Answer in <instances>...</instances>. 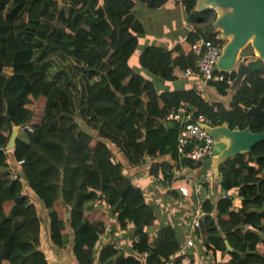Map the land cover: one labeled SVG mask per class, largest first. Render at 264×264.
<instances>
[{
  "label": "trees",
  "instance_id": "16d2710c",
  "mask_svg": "<svg viewBox=\"0 0 264 264\" xmlns=\"http://www.w3.org/2000/svg\"><path fill=\"white\" fill-rule=\"evenodd\" d=\"M136 2L157 8L166 0H0V264H45L38 249L41 220L24 184L45 210L50 243L62 249L71 240L77 264H169L179 250L174 231L165 227L161 241L147 250L142 228L152 222L153 212L123 174L110 144L129 166L156 161L155 174L170 182L172 169L197 170L202 163L177 154L178 127L165 120L169 112L202 115L211 127L264 131V118L245 114L260 98L264 110V68L242 79L228 107L194 89L158 93L132 69L129 62L144 31L132 13ZM195 2L183 0L194 27L186 41L223 45L215 33H202L212 19L195 12ZM50 58L56 62L48 69ZM194 62L195 56L178 45H151L137 57L140 69L166 82L175 72L193 69ZM221 74L223 81L207 86L225 96L235 74ZM13 127L19 132L5 154ZM164 156L171 163L157 167ZM9 157L21 162L14 180L6 176ZM218 172L219 187L229 194L201 203L200 233L221 253L228 241L233 262L218 264H264V237L256 245L244 240L250 231L264 229V143L228 160ZM234 188L241 196L238 210L231 204ZM104 206L120 230L133 227L137 256L112 243L98 248L102 232L92 222L105 221Z\"/></svg>",
  "mask_w": 264,
  "mask_h": 264
},
{
  "label": "crops",
  "instance_id": "0c3cea01",
  "mask_svg": "<svg viewBox=\"0 0 264 264\" xmlns=\"http://www.w3.org/2000/svg\"><path fill=\"white\" fill-rule=\"evenodd\" d=\"M154 10L158 12L155 15H153ZM132 13L143 25L144 29L143 33L138 37L137 53L136 55L134 54L135 56H133L129 62L133 70L140 72L146 79L150 80L158 93L194 89L198 92H203L206 99L219 102L225 107L229 106L232 95L244 78V75L239 73L241 72L239 71V66H241V64L243 66L245 62L254 60L251 56L245 58L249 53L244 52L240 56L238 64L234 69L236 72L235 78L229 85L225 96H219L214 88L203 85L198 78H185L182 73L180 74L179 72H175V79L173 81H162L147 72L145 73V70L140 69L137 63V57L145 47L151 45L164 47L166 49H173L178 45L184 54L189 53V44L186 39L189 32H194V27L186 23L184 19L185 12L183 0H166L164 4L157 8H149L145 3L136 2L132 9ZM182 22H184V28ZM183 30L185 34H183ZM176 56L177 53L174 52L172 57ZM9 73L10 70L6 68L4 74L8 76ZM238 73L240 75H237ZM81 125L86 127L84 124ZM110 145L115 160L119 161L122 165L123 174L135 187L141 190L138 185H144V180L141 178L144 176L143 172L145 171L149 175L147 178L153 180V182L161 188V192H158L159 196L150 199L149 202L145 199V203L151 208L154 215L152 222L142 228L147 235L148 251L154 249L161 241L162 230L165 227H170L174 231L179 250L170 258L169 264H218L222 262H233V255L231 253L232 248L229 246L226 239H224L225 252L221 253L215 250L213 246L206 243L204 237L200 233V228H193L195 217L199 218L200 227L199 209L204 200L208 199L214 203L218 198L228 197L229 193L222 191L219 187V172L213 174L210 169L200 172V168L197 170H185L184 172H181L179 169H172L171 181L167 182L161 178L160 174H155L153 168L156 161L147 159L146 162L140 166H129L125 163L120 152L118 153L117 150L114 152L115 148L112 144ZM9 159L10 161L12 160L11 157H9ZM157 162L158 167L162 162L171 163V160L169 156H164ZM157 170L159 171V168H157ZM179 187H185L186 193H179ZM23 191L35 205L41 220L38 249L44 256L45 264H77L73 256L71 240L68 242V245L62 249L50 243L44 208L30 193L25 184L23 185ZM141 192L143 193L142 190ZM230 195L232 207L236 210L240 209L241 196L238 188L232 189ZM150 202L155 203L156 207L151 206V204H149ZM101 209H103V212L106 214L105 221L96 219L92 222L97 225L102 232L98 248L103 244L112 243L118 249L125 251L128 255L137 256L132 248L133 243L137 241L134 236L133 227L128 226L125 230H120L115 216L111 215L105 206ZM18 224L19 220H16L14 222V227H17ZM108 224L112 225L109 226ZM262 236L264 237V229L258 231L252 230L245 235L244 240L249 245H256ZM188 242H190V245L187 244ZM225 242H227L229 249L226 248Z\"/></svg>",
  "mask_w": 264,
  "mask_h": 264
},
{
  "label": "water",
  "instance_id": "95a60500",
  "mask_svg": "<svg viewBox=\"0 0 264 264\" xmlns=\"http://www.w3.org/2000/svg\"><path fill=\"white\" fill-rule=\"evenodd\" d=\"M194 11L203 13L211 11L213 20L202 33H215L224 43L221 53L214 66V72H232L238 64L242 53H249L254 60L239 66L244 77L264 68V0H196ZM237 75H240V74ZM262 98L251 105L245 114L251 119L264 118ZM213 141V155L202 162L200 172L211 170L217 174L219 167L228 160L249 152L255 145L264 143V131L252 132L248 127L243 130H230L226 125L211 127L201 126ZM18 127H13L6 148L13 149L18 135ZM70 218V212L65 210V219ZM226 248L229 249L227 242Z\"/></svg>",
  "mask_w": 264,
  "mask_h": 264
},
{
  "label": "built area",
  "instance_id": "2783aa9c",
  "mask_svg": "<svg viewBox=\"0 0 264 264\" xmlns=\"http://www.w3.org/2000/svg\"><path fill=\"white\" fill-rule=\"evenodd\" d=\"M222 45L213 44L210 41L198 38L189 44V52L195 56L193 69H186L183 76L185 78L196 77L203 85L210 82H221L224 75L214 72V66L221 53ZM166 121L176 123L178 127L177 136V154L180 158H186L193 163H202L213 155V141L206 131L201 127L205 124L204 117L198 115L192 118L188 114L169 112L165 117ZM206 125V124H205ZM8 148H4L3 152L9 154ZM6 176L14 180L17 177V167L21 162L7 158ZM181 172L187 170L184 167L179 168ZM179 193L185 194V187L178 188ZM225 198V197H224ZM193 228H199V218L194 219ZM190 245V242L187 243Z\"/></svg>",
  "mask_w": 264,
  "mask_h": 264
},
{
  "label": "rangeland",
  "instance_id": "374dc122",
  "mask_svg": "<svg viewBox=\"0 0 264 264\" xmlns=\"http://www.w3.org/2000/svg\"><path fill=\"white\" fill-rule=\"evenodd\" d=\"M158 12L157 11H155L154 10V12H153V15H155V14H157ZM184 19L186 20V23H188L187 22V15L185 14L184 15ZM184 20V21H185ZM54 24V27H56V28H58V29H60V28H63V24L61 23V22H52V25ZM182 26H183V28H184V22H182ZM185 30V29H184ZM184 30H183V34H185V32H184ZM178 33V32H177ZM179 34V33H178ZM141 46V45H140ZM136 53H137V49H136V52H135V55H136ZM134 55V56H135ZM133 58V57H132ZM131 58V59H132ZM130 59V60H131ZM254 59V58H253ZM55 60H54V58H50L49 60H48V63H49V67H48V69H50L51 68V65H53V64H55ZM133 69V68H132ZM143 70V69H142ZM136 71V70H135ZM234 71V70H233ZM50 72V71H49ZM145 73H146V71H145ZM234 74L236 75V72L234 71ZM163 81V80H162ZM78 121H80L79 119H77ZM114 152H116V149L114 150ZM119 153V152H118ZM119 156H120V154H119ZM124 161V160H123ZM143 175L144 176H142V178L141 179H143L144 180V185H138L140 188H141V190L143 191V194H144V196H145V199L149 202V200L150 199H153L154 197H156V196H159V193L158 192H161V188L158 186V185H156L154 182H153V180H151V179H149V178H147L149 175L144 171L143 172ZM149 204H151V206H154V207H156V205H155V203H153V202H150ZM108 222V221H107ZM109 226L110 225H112V224H108ZM69 237H71V235L69 236ZM101 238H102V236H101ZM104 238V237H103ZM104 242V241H103Z\"/></svg>",
  "mask_w": 264,
  "mask_h": 264
},
{
  "label": "flooded vegetation",
  "instance_id": "af4514ba",
  "mask_svg": "<svg viewBox=\"0 0 264 264\" xmlns=\"http://www.w3.org/2000/svg\"><path fill=\"white\" fill-rule=\"evenodd\" d=\"M205 13L208 14L211 17V19L213 20V13L211 11H207Z\"/></svg>",
  "mask_w": 264,
  "mask_h": 264
}]
</instances>
